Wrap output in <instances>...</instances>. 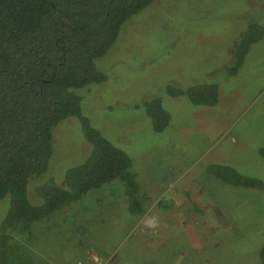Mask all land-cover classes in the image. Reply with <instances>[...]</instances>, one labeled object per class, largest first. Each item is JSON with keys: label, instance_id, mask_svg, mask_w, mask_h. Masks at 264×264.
<instances>
[{"label": "rangeland", "instance_id": "obj_1", "mask_svg": "<svg viewBox=\"0 0 264 264\" xmlns=\"http://www.w3.org/2000/svg\"><path fill=\"white\" fill-rule=\"evenodd\" d=\"M250 24L264 26V0H153L121 29L107 55L95 61L107 76L78 93L92 125L132 160L140 193L127 196L119 180L34 224L25 245L35 264H77L99 254L105 264H260L264 191L227 185L208 174L227 165L264 182V39L251 47L236 75L234 49ZM219 87L215 107L168 87ZM160 98L170 124L156 132L144 108ZM49 177L64 186L68 168L90 154L78 118L53 130ZM141 203L133 216L129 204ZM10 197L0 201V229ZM145 213L159 218L146 229Z\"/></svg>", "mask_w": 264, "mask_h": 264}, {"label": "trees", "instance_id": "obj_2", "mask_svg": "<svg viewBox=\"0 0 264 264\" xmlns=\"http://www.w3.org/2000/svg\"><path fill=\"white\" fill-rule=\"evenodd\" d=\"M153 0H0V201L10 197L0 229V264H35L25 241L34 224L80 202L91 191L119 179L127 196L140 193L132 160L83 114L78 90L102 84L107 76L95 61L116 43L122 27ZM264 39V26L250 24L234 49L229 73L243 67L251 47ZM171 97L187 96L198 106L215 107L219 87L201 84L188 89L169 86ZM144 108L156 132L167 129L170 114L160 98ZM78 118L90 154L65 172V185L49 177L36 188L41 200L29 199L33 179L46 174L54 154L53 130ZM264 154V152H263ZM208 174L227 185L264 191L260 179L227 165H211ZM142 215L136 199L128 207ZM264 264V246L260 251Z\"/></svg>", "mask_w": 264, "mask_h": 264}, {"label": "clouds", "instance_id": "obj_3", "mask_svg": "<svg viewBox=\"0 0 264 264\" xmlns=\"http://www.w3.org/2000/svg\"><path fill=\"white\" fill-rule=\"evenodd\" d=\"M141 223L146 229L155 230L159 227V218L156 215L145 213Z\"/></svg>", "mask_w": 264, "mask_h": 264}, {"label": "built area", "instance_id": "obj_4", "mask_svg": "<svg viewBox=\"0 0 264 264\" xmlns=\"http://www.w3.org/2000/svg\"><path fill=\"white\" fill-rule=\"evenodd\" d=\"M77 264H105V261L101 255L91 254L87 261H79Z\"/></svg>", "mask_w": 264, "mask_h": 264}, {"label": "crops", "instance_id": "obj_5", "mask_svg": "<svg viewBox=\"0 0 264 264\" xmlns=\"http://www.w3.org/2000/svg\"><path fill=\"white\" fill-rule=\"evenodd\" d=\"M143 214H144V213H143ZM143 214H142V215H143ZM133 216H136L137 218H139L141 215H133ZM138 216H139V217H138Z\"/></svg>", "mask_w": 264, "mask_h": 264}]
</instances>
